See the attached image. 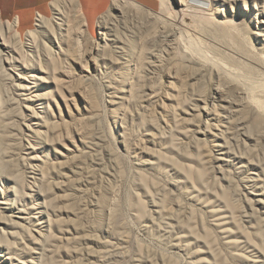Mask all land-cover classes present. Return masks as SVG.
<instances>
[{"label":"rangeland","instance_id":"374dc122","mask_svg":"<svg viewBox=\"0 0 264 264\" xmlns=\"http://www.w3.org/2000/svg\"><path fill=\"white\" fill-rule=\"evenodd\" d=\"M81 1L84 4V0ZM103 1L102 5L98 4L99 13L90 27L78 23L74 18L75 12L65 8L67 22L62 31L59 55L54 57V63L42 62V72L37 74L47 84L41 92L45 93L48 104V107L37 111L43 117V126L53 124L57 135L54 141L50 139L45 150L38 151L39 167L33 166L43 173L41 185L48 199L46 213L53 222L48 257L43 259V264H264V205L255 200H264V185L262 188L258 184L255 186V198L251 197L247 203L242 191L249 179L264 180L261 178L264 173V144L252 154H235L229 158L222 156L209 138L205 139L190 125L192 132L187 139L178 136L181 140L178 137L171 140L175 143L174 150H161L147 143L145 139L151 131L150 117L158 116L160 101L165 94L171 93L167 89L168 76L177 70L178 54L164 43L153 44L151 49L143 47L136 32L144 24V18L120 16L119 11H115L110 22L114 32L110 36L114 35L119 42L134 47L120 54V50L108 41L112 37L107 36L104 42L99 35V18L111 5V0ZM134 1L154 12L160 11L159 0ZM183 2L189 8L188 12H193L194 7L198 9L195 6L197 0ZM258 3L262 10L264 0H258ZM237 5L235 2L226 4L232 26L222 27L217 31L218 35L237 38L245 33L250 19L245 14L240 17L236 14L243 12L238 2ZM200 10L213 11V2L201 1ZM53 15V11H49L47 17ZM68 25L70 35L66 37ZM263 28L260 30L261 47L264 44ZM17 30L25 34L18 26ZM98 43L103 47L96 48ZM140 51L142 56H139ZM262 52L264 56V49ZM145 53L156 56L153 60L151 57V64L146 61ZM246 74L257 80L263 77L257 71ZM0 89L7 101L9 95L4 82L0 83ZM166 105L169 112L172 104L166 102ZM5 110L14 119H10L12 122L19 116V128L17 125L14 128L15 132L19 130L15 136L20 143L24 130L20 113L10 104L5 106ZM229 116L232 123L237 114L231 112ZM159 124L157 126H161ZM253 126L259 131H255ZM255 126L247 124L249 131L264 135V127L257 129L259 125ZM232 129L230 125L229 131ZM6 140L3 137L1 144L11 151ZM142 143L146 147L144 151H140ZM181 143L187 144L183 146ZM16 144L18 140L15 147ZM195 144L204 151L206 167L197 165L198 158L193 150ZM186 149L189 151L184 158ZM214 156L220 160L215 161ZM168 159L172 165L176 163V169L169 167ZM185 165L192 166L184 169ZM214 169L222 175L215 173ZM19 171L24 177L20 164ZM182 172L192 176L193 180L197 177L194 182L196 185L202 182L198 189L203 190L192 191L184 180L187 176ZM167 174L173 178L172 182H167L170 180ZM197 174H205V179L202 175L205 182ZM138 175H142L143 181ZM4 180L6 184L10 183L8 179ZM147 183L151 189L148 187L149 196L141 188ZM218 193L222 201L215 200ZM224 195L228 196H225L227 199ZM137 196L147 205V210L152 209L149 199L154 196L159 213H154L152 219H148L149 213L138 218ZM211 201L219 208L228 207L229 216L234 219L235 215L238 226L229 222L228 232L220 221L215 222L212 211L216 208H211ZM201 218L213 231L208 241L215 242L214 257L203 240L183 232L181 228L195 230Z\"/></svg>","mask_w":264,"mask_h":264},{"label":"bare ground","instance_id":"6f19581e","mask_svg":"<svg viewBox=\"0 0 264 264\" xmlns=\"http://www.w3.org/2000/svg\"><path fill=\"white\" fill-rule=\"evenodd\" d=\"M159 1L160 11L154 12L134 0H111L108 11L100 16L98 22L100 37L104 38V42L107 41V36L112 37L108 38V41L120 50V54H123L125 49L131 50L134 47L131 44L119 42L114 35L110 36L114 32L110 22L115 11H119L120 16L128 15L139 20L144 18V24L138 27L136 32L139 35L138 41L143 47L148 46V49H151L150 46L153 44L164 43L177 51L179 58L177 70L173 73L170 72V76H168L167 89L171 93L165 94V98L160 101L158 116L151 115L149 121L151 131L147 133L146 142L152 143L161 150L164 148L174 150L175 143L173 144L171 140L178 136L187 139V135L192 132L190 128L192 126L205 139L209 138L219 148L222 156L227 155L230 158L235 154L254 153L261 144H264V137H262L264 135L254 133L259 131V127H264V56L262 52L264 44L261 47L260 33L261 28L264 27V6L261 10L258 0H206L213 2L214 10L202 11L200 3L203 0H197L198 4L195 6L198 9L194 7L193 12H188L189 8L186 7L183 0ZM229 2H235L237 7L238 2L243 12L236 14L239 17L245 14L250 19L244 29L245 33L238 35L237 38L229 35L228 38H224L217 34V31L222 27L232 26L230 15L226 10V4ZM50 7L54 13L53 17H46L38 13L34 28L25 34L17 30L16 20L3 22L0 18V83H5L9 95V99L5 101L0 89V264H43V259L48 257V244L52 238L53 222L46 213L48 199L43 194L41 185L44 182V176L40 170H36L34 167H39L40 164L38 151L45 150L49 146L50 139L54 141L57 135L53 124L48 127L43 126L45 122L37 111L38 108L48 107L46 95L41 92V89L45 88L47 84L43 81L42 76L37 74L42 72V62L54 63V57L59 55L62 31L67 22L65 8L75 12L74 18L78 23L85 26L88 22L81 0H52ZM66 28V37H68L70 35L69 25ZM171 43L174 45L172 46ZM95 46L98 49L103 47L99 43ZM139 53V56H142L143 52ZM151 57L153 60L156 56L153 54L147 56L145 53V59L150 64ZM255 71L262 74L263 77L257 80L246 74H253ZM165 101L172 104L169 112ZM8 104L20 113V123L24 127L20 143L19 138L16 139L15 136L19 130L15 132L14 128L16 125L19 128V116L18 120L13 121L14 125L10 120L13 118H10L5 110V106ZM231 112L237 114L232 123H230L229 116ZM181 114L185 117H182ZM8 121L10 123H7ZM158 123H161L159 124L161 126H157ZM248 123L259 125L257 126L258 130H255L253 126L255 131L250 130L252 131L250 132L247 127ZM230 125L233 126L231 131H229ZM3 137L8 140L11 151L9 149L7 151L1 144ZM180 137L178 138L180 139ZM17 140L18 144L15 147ZM143 143L140 144V151H144L146 148ZM176 145L175 147H177ZM193 150L198 158L197 165L206 167L208 164L204 162V151L197 144ZM188 151L189 149H186L184 158H187ZM213 159L220 160L216 156ZM168 160L169 167H175L176 163L173 162V166ZM19 164L24 169V177L21 175L23 172L19 171ZM181 167L179 169L183 171ZM187 167L185 165L184 169ZM179 169H177L178 172ZM214 171L222 175L218 172L219 170L214 169ZM197 175L202 180L203 174ZM204 175L203 178L206 176ZM138 176L143 181L142 175ZM186 176L183 178L186 183H189V188L192 191L201 192L203 190L200 189V183H202L200 180L198 185L201 191L194 182L197 177H194L193 180L192 176ZM221 178L224 181V176ZM261 178H264V173ZM4 179H8L11 185L6 184ZM172 179L167 182H172ZM148 183L141 186L142 189H145L147 196L150 194V184L148 185ZM257 184L259 188H262L264 180L254 181L251 178L245 182L242 191L246 203L251 201V197H254L253 192H255ZM215 196L216 201L218 199L222 201L219 198L220 194ZM204 197L209 200L207 195ZM224 197L222 196V198ZM226 197L225 199H227ZM149 200L152 209L147 210V205L142 203L140 197L137 196L138 218L149 213L148 219H152L154 213H159L158 207H155L154 196H151ZM255 200L256 203L264 205L263 199ZM210 203L211 208H216L212 211L215 222L220 221L221 226L228 232L230 231L228 229L229 222L238 226L234 220L235 215L234 219L229 216L226 202L223 201L226 210L215 206L216 204L212 201ZM230 204L228 206H231ZM150 206L148 205V207ZM238 208L240 207L238 206ZM145 228L147 229V227ZM181 228L183 232L203 240L206 249L212 255L215 244L212 240L215 238L211 240L212 242L208 241L212 238L209 237L211 234L213 235V231L207 221L201 218L195 230L187 231L183 227ZM238 231L241 232V229ZM234 234L236 233L234 232ZM249 240L251 239L249 238ZM213 254L215 256V253Z\"/></svg>","mask_w":264,"mask_h":264},{"label":"crops","instance_id":"0c3cea01","mask_svg":"<svg viewBox=\"0 0 264 264\" xmlns=\"http://www.w3.org/2000/svg\"><path fill=\"white\" fill-rule=\"evenodd\" d=\"M52 0H0V17L6 21L16 20L21 32L26 33L31 30L35 22L36 13L47 17L49 11L52 12L50 3ZM103 0H84L81 1L83 11L87 18V26L94 20L99 13V6ZM100 4V5H98Z\"/></svg>","mask_w":264,"mask_h":264},{"label":"built area","instance_id":"2783aa9c","mask_svg":"<svg viewBox=\"0 0 264 264\" xmlns=\"http://www.w3.org/2000/svg\"><path fill=\"white\" fill-rule=\"evenodd\" d=\"M35 17H36V15H35Z\"/></svg>","mask_w":264,"mask_h":264}]
</instances>
